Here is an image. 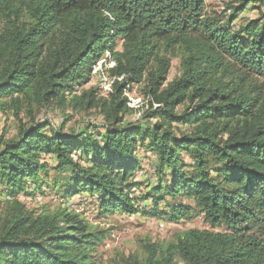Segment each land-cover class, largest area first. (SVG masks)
I'll list each match as a JSON object with an SVG mask.
<instances>
[{
    "label": "trees",
    "instance_id": "16d2710c",
    "mask_svg": "<svg viewBox=\"0 0 264 264\" xmlns=\"http://www.w3.org/2000/svg\"><path fill=\"white\" fill-rule=\"evenodd\" d=\"M261 3L224 0L219 11L206 0H0V111L18 117L27 102L56 101L98 108L107 123L69 136L33 121L0 136V264H95L103 231L67 206L38 213L19 196L31 182L62 200L97 197L103 215L139 214L140 147L157 159L143 213L170 224L203 216L222 230L148 242L117 264H264V13L241 19ZM105 52L112 91L75 94ZM176 57L180 74L169 82ZM134 84L149 107L125 125Z\"/></svg>",
    "mask_w": 264,
    "mask_h": 264
},
{
    "label": "rangeland",
    "instance_id": "374dc122",
    "mask_svg": "<svg viewBox=\"0 0 264 264\" xmlns=\"http://www.w3.org/2000/svg\"><path fill=\"white\" fill-rule=\"evenodd\" d=\"M209 9L221 11L224 8V0H206ZM253 7L252 5L241 15V19H258L264 13V3ZM240 23L237 22V24ZM122 40L117 38L115 42L116 50L122 51ZM112 56L109 52L103 53L95 62L92 73L87 79L83 80L76 86L75 94L80 95L83 91L91 88L97 89L99 97H107L112 91L111 86L116 77L110 72L113 66ZM172 66L168 75V81H172L180 74V59L172 58ZM121 80V78L119 79ZM125 96L132 109L125 116L124 124L135 123L142 118L144 112L148 109V99L144 98L142 89L139 85L134 84L127 87ZM70 96H67L68 101ZM25 103L24 109L20 116L5 115L0 111V136L5 139H13L19 135L22 128H28L36 123L49 122L60 133L64 135H77L79 130L86 127H98L97 131L103 133L105 131L106 121L98 108L79 110L74 109L72 105L66 103L64 105L53 101L45 106L35 102L32 104ZM68 121V122H66ZM66 123V124H65ZM152 124L155 121H151ZM64 124V125H63ZM180 127V132H188V127ZM97 133V132H96ZM140 168L136 171L134 181L141 183V186L133 192V198L139 206L140 213L136 215H127L113 213L103 215L97 197H91L88 193L75 196L69 200H62L54 191L44 187L39 192L30 182L28 193L20 194L19 199L31 210L38 213L42 211L54 212L58 207H69L70 210L79 213L94 228L105 233L103 243L95 253V264H117L122 255H130L140 253L142 247L148 243H159L166 245L175 241L178 234L197 228L200 230L210 229L212 231H220L221 228H211L205 223L203 216H197L192 220L182 221L179 224H170L164 220L143 213L151 210V201L144 202L141 200L147 190L157 182L155 170L157 159L154 154L147 152L143 147L137 150ZM79 157L77 153L76 158ZM184 159L190 162V159L184 155ZM53 165L54 161L50 157L42 159ZM51 173V177H52ZM5 187L0 184V215L5 210V201L8 200L5 194ZM150 203V204H149ZM191 204V202L186 201ZM149 205V206H147ZM178 264H183L178 261Z\"/></svg>",
    "mask_w": 264,
    "mask_h": 264
}]
</instances>
